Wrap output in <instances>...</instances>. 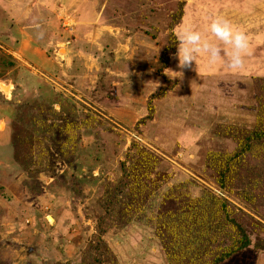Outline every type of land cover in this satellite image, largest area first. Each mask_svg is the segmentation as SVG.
Wrapping results in <instances>:
<instances>
[{
    "label": "rangeland",
    "instance_id": "rangeland-1",
    "mask_svg": "<svg viewBox=\"0 0 264 264\" xmlns=\"http://www.w3.org/2000/svg\"><path fill=\"white\" fill-rule=\"evenodd\" d=\"M0 80V264H264V0H0Z\"/></svg>",
    "mask_w": 264,
    "mask_h": 264
},
{
    "label": "clouds",
    "instance_id": "clouds-1",
    "mask_svg": "<svg viewBox=\"0 0 264 264\" xmlns=\"http://www.w3.org/2000/svg\"><path fill=\"white\" fill-rule=\"evenodd\" d=\"M179 67H190L197 64V58L203 56L209 64L224 63L229 69L238 70L244 64L248 54L249 43L246 33L235 27L223 17H214L203 31L186 27L176 33ZM180 77V71H173ZM183 74V73H182Z\"/></svg>",
    "mask_w": 264,
    "mask_h": 264
},
{
    "label": "crops",
    "instance_id": "crops-1",
    "mask_svg": "<svg viewBox=\"0 0 264 264\" xmlns=\"http://www.w3.org/2000/svg\"><path fill=\"white\" fill-rule=\"evenodd\" d=\"M54 65V64H53ZM1 81H3V83L2 84H5V85H9V82H7L6 80H0V82ZM5 104V105H4ZM6 106V103H2L1 101H0V124H1V122H3V123H5V121H6V116H5V107ZM1 133H3V135L2 136H5L6 137V134H7V132H6V130H5V132H1L0 131V134ZM1 136V135H0Z\"/></svg>",
    "mask_w": 264,
    "mask_h": 264
},
{
    "label": "bare ground",
    "instance_id": "bare-ground-1",
    "mask_svg": "<svg viewBox=\"0 0 264 264\" xmlns=\"http://www.w3.org/2000/svg\"><path fill=\"white\" fill-rule=\"evenodd\" d=\"M3 86H5V85L3 84ZM9 87H10V86H9ZM4 88H5V89H8V87H6V86H5Z\"/></svg>",
    "mask_w": 264,
    "mask_h": 264
},
{
    "label": "trees",
    "instance_id": "trees-1",
    "mask_svg": "<svg viewBox=\"0 0 264 264\" xmlns=\"http://www.w3.org/2000/svg\"><path fill=\"white\" fill-rule=\"evenodd\" d=\"M162 59V58H161Z\"/></svg>",
    "mask_w": 264,
    "mask_h": 264
}]
</instances>
